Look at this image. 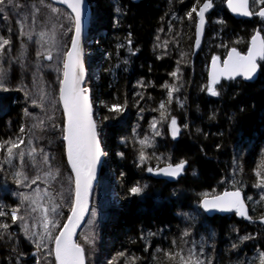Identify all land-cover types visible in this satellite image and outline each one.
Returning <instances> with one entry per match:
<instances>
[{"label":"trees","instance_id":"obj_1","mask_svg":"<svg viewBox=\"0 0 264 264\" xmlns=\"http://www.w3.org/2000/svg\"><path fill=\"white\" fill-rule=\"evenodd\" d=\"M87 2L90 39L94 37L98 44L88 47L94 54L86 55L85 92L92 89L95 119L104 132L107 154L103 179L93 195L91 222L83 227V231L89 229L90 245L101 242L100 254L96 258L93 251L88 259L87 248L81 244L87 264H185L190 250L205 264H262L264 226L245 222L236 214L208 218L200 204L205 197L240 190L252 219L264 217V187H257L264 184L260 167L264 162V59L259 62L257 82L223 81L212 85L219 93L215 96L207 90L211 85L208 67L214 57L224 60L232 48L245 54L256 31L264 36V19L255 14L264 5L252 2V19L238 21L229 14L227 0L214 1L197 47L192 9L206 0ZM51 8L60 11L55 14ZM44 14H49L52 25L57 24L58 15L68 17L65 39L56 26L38 30L34 21L40 22ZM73 19L68 10L49 0H13L0 13V36L10 40L0 55L7 88H0V142L27 137L14 149V153L24 152L23 162L14 155L11 163H5L7 145L0 150V211L9 213L0 216V224L10 225L7 230L0 228V264H56L53 240L45 238L37 250L44 235L45 202L51 194L40 179L44 157L48 169L55 171L59 150L74 189L64 153L65 117L59 100L62 66L74 36ZM95 66L99 81L94 86ZM48 82L55 87L53 94L48 93ZM172 89L178 90L170 97ZM113 105L123 106L121 112L110 111ZM173 118L182 130L177 140L171 136ZM56 142L58 148L53 147ZM180 161L186 162L185 172L176 181L153 177V172ZM138 185L143 193L131 194L129 189ZM25 196L29 199L22 202ZM17 207L24 219L14 223L10 212ZM30 207L40 211V221L28 216ZM70 208L53 212L58 222L53 237L66 223ZM47 218L53 220L48 214ZM22 225L35 233L31 239Z\"/></svg>","mask_w":264,"mask_h":264},{"label":"snow or ice","instance_id":"obj_2","mask_svg":"<svg viewBox=\"0 0 264 264\" xmlns=\"http://www.w3.org/2000/svg\"><path fill=\"white\" fill-rule=\"evenodd\" d=\"M61 3H66L69 8L72 9V12L75 14L73 19L74 27V36L71 40V50H69L65 55L67 59L63 64V79L59 82V100L63 103L64 113L67 117L66 124V135L64 140L67 141V156L68 161L72 167V171L75 173V200L71 205L70 211L71 215L67 218V223L63 224L62 229L59 231V234L52 236L51 229L48 227L49 223L55 227V221H48L47 213L48 209H44V235L40 237V243H37V250L39 251L41 244L44 239L54 241V255L56 264H85L84 249L81 245L73 242L72 235L75 227L83 216L84 211L86 210L87 198L89 195V190L91 188V182L95 178V165L101 155V149L99 141L97 140L96 125L92 119L91 114V104L89 103V97L85 95V89L80 87L81 80L83 79V67L80 60V36L82 28V4L83 0H60ZM255 4L264 5V0H252ZM8 5H13V0H0V13L5 11V7ZM228 6L232 8L234 12H241L243 15L249 16L254 13L250 12L249 9V0H238L234 3V0H228ZM212 7V0H206L203 6L199 10L200 18V28L197 29L198 38L196 40V46L200 44L199 34L202 30L204 24V13L206 10ZM52 11L55 13L57 9L53 8ZM193 12L196 11L195 8L192 9ZM260 17H264V7H262L257 13ZM192 13L189 12L188 16L191 17ZM71 30V29H70ZM25 34V33H21ZM45 34L41 33L43 37ZM29 39L31 36L29 34ZM10 44L9 39H5L3 36H0V55H3L4 48L6 45ZM260 57L264 59V39L260 38V34L257 33L252 37L251 47L248 49L246 55H242L235 48H232L228 54V58L223 61V67L218 68L216 61L218 57L213 58V68L214 71L211 77V85L208 87V91L212 95H218L219 93L215 90L212 85L218 83L217 76L223 75L229 79L235 78L236 76H244L246 79L252 78L253 74L256 73L258 65L256 58ZM49 60L52 59L51 54H48L47 57ZM173 76H176L177 73L173 72ZM4 74L2 69H0V88L7 90L4 84ZM165 87H169L165 85ZM178 89H172L169 91V96L171 97L172 91ZM35 103V101L33 102ZM123 106L113 105L110 108V111H115L117 113L121 112ZM163 108L164 105L161 104ZM27 114V110H25ZM163 115V113H162ZM177 122L175 118L171 120L172 125V135L175 137L177 135L178 129L176 126ZM155 128V124H153ZM21 132L24 131L23 128L20 129ZM159 134V133H157ZM147 139V138H145ZM24 141L22 138H17V141L6 140L0 142V150L4 149L7 145V159L5 163H11L14 155H18L21 162L24 159V152L20 151L14 153V149H19L20 144H23ZM141 144H144L145 141H140ZM34 151V150H33ZM47 156L44 157V163H47ZM140 160L143 162L145 160V155L143 151L140 153ZM185 161H180L179 163L172 165L169 164L166 169L160 171L167 176H178L184 169ZM261 169H264V162L261 163ZM149 172H152V168H148ZM17 176H20L21 173L17 172ZM52 175V173H48ZM257 176L260 177V172H257ZM24 179L27 180L28 177L25 175ZM36 179H39L37 177ZM264 180V177H261ZM33 183L36 182L34 179ZM17 183L21 181L17 180ZM257 187H264V184H258ZM144 188L141 186H133L129 189V192L133 195L142 194ZM29 197L25 196L22 199L28 200ZM35 202V201H33ZM203 207L205 209H220L224 211H230L235 209L237 213L241 216L246 215L244 209V203L241 198V192L239 190L233 192H224L223 195L215 196L213 199H204ZM58 206L53 205L51 208L52 212L57 211ZM19 208L11 209L10 215L12 221L15 223L17 220L23 221L22 216H18ZM35 211V209H33ZM4 211H0V216L8 215ZM24 227L25 235L31 239L35 233H29L27 225H22ZM10 225L3 223L0 224V228L9 229ZM187 235V233H185ZM2 238V237H0ZM248 239V237H245ZM51 254V251L50 253ZM179 255V253H178ZM183 259V257H181ZM185 264H205V262L199 259L195 252L190 250V255L188 261ZM262 264H264V259H262Z\"/></svg>","mask_w":264,"mask_h":264},{"label":"water","instance_id":"obj_3","mask_svg":"<svg viewBox=\"0 0 264 264\" xmlns=\"http://www.w3.org/2000/svg\"><path fill=\"white\" fill-rule=\"evenodd\" d=\"M49 1L52 4H54V5L64 7L65 9H67V10L70 11V13L73 15V17L75 16V14L72 12V9L69 8L66 3H61L60 0H49ZM132 1L133 2H139L141 0H132ZM214 1H217V0H212V7H213V4H214ZM236 2H238V0H234V3H236ZM203 4H201V6L198 8L197 13H196V19H197V22H196V34H197V29L201 27L200 26V18H199L198 13H199L200 8L203 6ZM226 6H227V9L229 11V14L234 19H236L238 21H240V20H251L252 17H253V15L246 16V15H243L241 12H234L232 10V8H230L228 6V0L226 2ZM212 7L210 9L206 10L205 13H204V24L202 26V30H201L199 36L201 34H203L206 31L207 27H208V16L211 13ZM248 10L250 12H252V0H249V9ZM261 18L264 19V17H261ZM90 26H91V10H90V6H89L87 0H83V4H82V28H81V36H80V43H79V47H80V60H81V64H82V67H83V79L81 80L80 87L83 88V89H85V84L87 82V76H88L87 69H86V44H87L88 40L91 37V33L89 31L90 30ZM257 33L260 34V38L261 39H264V36H263V34L260 31H256L254 33V35H256ZM251 41H252V38L250 40V46H249V48L251 47ZM70 50H71V48H70ZM236 50L238 52H240L238 49H236ZM230 51L228 52V54L230 53ZM228 54H227V56L225 57L224 60H226L228 58ZM241 54L242 55H246L247 53H245V54L244 53H241ZM66 59H67V57L65 56V60ZM261 60L262 59L259 56L256 58V62H257L258 68H257L256 73L253 74L252 78L246 79L244 76L241 75V76H236L235 78L229 79V78H227V77H225L223 75H218L217 76L218 83H216L215 85H219L223 81H231V80H237V79H242L246 83H255V82H257L259 80V77H260V64H259V62ZM223 61L220 60V59H218L216 61V65H217L218 68H222L223 67ZM213 71H214V68H213V59H212L211 62H210V64H209V67H208V81L210 83H211V77H212ZM87 96L89 97V103L91 104L92 119H93V121L95 122V125H96L97 140L99 141V145H100V149H101V155H100V157H99V159H98V161H97V163L95 165V178L91 182V188L89 190V195H88V198H87L86 210L84 211L82 218L80 219V221L78 222L77 226L75 227L74 232H73V235H72V240L75 243H77V239H78L79 233L81 232L82 228L86 224V222L88 220V217H89V214H90V212L92 210V199H93L94 191H95V189L97 187V184L99 182V178H100L101 173H102V170H103L105 156H106V153L104 152V147H103L104 143L102 142V138L100 137L99 129H98L96 120L94 118L95 109H94V106L92 104V98H91V95L90 94H87ZM60 104H61V108H62L64 117H65V126H64V136H65L67 134L66 131H65L66 124H67V117H66V115L64 113L63 103L61 101H60ZM176 126H177V129H178V132H177V135L175 137H173V135H172V125H171V136H172V138L174 140L179 139V137L181 136V133H182L181 127L178 124H176ZM103 134H104V132H102V136H103ZM64 144H65V158H66V163H67V165H68V167H69V169H70V171L72 173V176L74 178V192H75V173L72 171V167H71V165H70V163L68 161V156H67V141L66 140H64ZM166 168H167V166L166 167H163V168H161V169H159V170H157L155 172H153V177L154 178H157V179L166 180V181H168V182L171 183V182L176 181L185 172V166H184L183 171L178 176H175V177H173V176H167V175H164L162 171H160V170L166 169ZM233 191H237V190H229V191H225V192H233ZM240 192H241V198H242L243 203H244V209L243 210L246 213V215H244V216L239 215L235 209L230 210V211H224V210H220V209H205L203 207V201H204V199L207 198V199L211 200L215 196L203 198L202 201H201V204H200L201 210H202V212L208 218H214L216 216L224 217V216H230L232 214H236L237 216H239L240 218H242L245 222L252 223V224H258V225L264 226V217L263 218H260L258 220H253L252 219L251 214H250V208H249L248 202H247V200L245 198V195L243 194L242 191H240ZM223 193H221L219 195H216V196L223 195ZM74 200H75V193H74ZM70 215H71V213H70ZM66 223H67V221H66ZM54 247H55V245H54ZM84 257H85V264H87L85 251H84ZM54 258H55V255H54Z\"/></svg>","mask_w":264,"mask_h":264},{"label":"rangeland","instance_id":"obj_4","mask_svg":"<svg viewBox=\"0 0 264 264\" xmlns=\"http://www.w3.org/2000/svg\"><path fill=\"white\" fill-rule=\"evenodd\" d=\"M52 9L53 8H51V10H50L51 12H53ZM197 10H196V13H197ZM58 11H60V9H57L55 14H57ZM58 19L59 20L57 21V24L55 23L54 25H52L53 23L50 21L49 14L47 16L44 14L43 18L41 19L40 22H36L37 20L34 21V25L38 28V30H42V29L47 30L48 28H51L52 26H56L58 28V30L60 31V36H62L65 39V35L67 36V33L64 32V28L67 25H69L68 17L65 14H63L62 16L58 15ZM195 19H196V16H195ZM51 20H53V19H51ZM196 22H197V19H196ZM67 32H69V31H67ZM96 44H98V42H97V39H94V37H93V39H89L88 40L87 49H86L87 50V55L92 56L94 54V51H88V50H90L89 48L91 46H95ZM71 47H72V45H71ZM60 68H61V65H60ZM98 72H99V69H98V67L95 66L93 68V71H92V77H93L94 86H95V83H97L99 81ZM62 77H63V66H62ZM48 83H50V82H48ZM93 84L91 83V87L93 86ZM89 90H90V92H92V89H89ZM54 92H55L54 85L52 83L48 84V93L49 94H53ZM50 137L53 138V132H51ZM22 139H23V141L25 143V141L27 140V137H24ZM39 140H42V139H39ZM23 144H21V145H23ZM54 146L56 148H58L57 147L58 146L57 142L53 145V147ZM64 153H65V144H64ZM56 155L57 156L55 158V163H54V167L56 168L55 171H50V169H48V168H50L48 163H44L43 162L42 165H41L42 166V170H44V173L41 175L40 183H41V185L44 188H46L48 190V193H51L50 196H49L50 197V201L45 202V205L46 204L48 205V210H49V207L52 208L54 204L58 206L57 210L59 209V207H61V209L62 208L68 209L74 202V194H73V192H74L73 190L74 189L72 190V186H71V180H70L71 176L67 173L66 169L61 164L62 160H61V155H59V150L56 152ZM106 156H107V154H106ZM31 169H36V170H38V172H40L37 165H34V166L32 165ZM50 172L52 173V175H48V173H50ZM32 175H34V177H38L36 174H32ZM102 179H103V176L101 175L100 178H99V182H98L97 186L100 184ZM30 185H31V183H30ZM73 185H74V180H73ZM28 186H29V184H28ZM112 188H113L112 196H113L114 202H116L118 200L117 199V194H116V191H115L114 187H112ZM96 189H97V187H96ZM31 191H32V193H30V194H32V196H33L34 190H31ZM102 195L103 194L100 195V198L103 197ZM95 200L96 199L93 196L92 201H95ZM49 204H50V206H49ZM33 209L34 208H31L30 210H28V211H30L28 216H31L35 222H38L42 218L41 217V213H40V211L37 212V210L33 211ZM92 210H91V212L89 214V217H88V220H87V224L91 220V217H92L91 213H93ZM47 214H48V217H50V219H53V212H51V209L48 211ZM49 214H50V216H49ZM52 221L56 222L55 227H53V225L51 224V229H52L51 232H52V236H53L55 234L56 230H57L58 222L55 219H53ZM87 230H88V232H87ZM87 230L83 231V229H82V231L80 232L79 238L77 239V243L79 244V242H80V245L83 244V245L86 246L87 252L89 253V256H87L88 259H90V257L93 256L92 255L93 251H94L95 256H97L96 258H98L99 254H100L99 253V249H100V243L101 242L98 240L95 245H94L95 242H93L90 245L88 243V241H87L89 229H87ZM48 243H49V241L47 240V244ZM93 245H94V248H92Z\"/></svg>","mask_w":264,"mask_h":264},{"label":"bare ground","instance_id":"obj_5","mask_svg":"<svg viewBox=\"0 0 264 264\" xmlns=\"http://www.w3.org/2000/svg\"><path fill=\"white\" fill-rule=\"evenodd\" d=\"M94 103V102H93ZM95 106V105H94Z\"/></svg>","mask_w":264,"mask_h":264}]
</instances>
